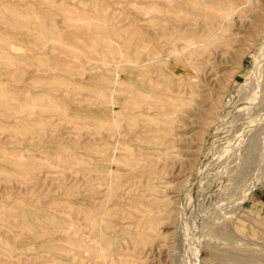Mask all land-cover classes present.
Wrapping results in <instances>:
<instances>
[{
	"label": "rangeland",
	"instance_id": "1",
	"mask_svg": "<svg viewBox=\"0 0 264 264\" xmlns=\"http://www.w3.org/2000/svg\"><path fill=\"white\" fill-rule=\"evenodd\" d=\"M259 263L264 0H0V264Z\"/></svg>",
	"mask_w": 264,
	"mask_h": 264
},
{
	"label": "bare ground",
	"instance_id": "2",
	"mask_svg": "<svg viewBox=\"0 0 264 264\" xmlns=\"http://www.w3.org/2000/svg\"><path fill=\"white\" fill-rule=\"evenodd\" d=\"M156 61V60H155ZM142 66V65H141ZM143 67V66H142ZM217 253V252H216ZM231 254V253H230ZM233 254V253H232ZM249 254V253H248ZM229 254H227V255H223V254H221L219 257H221L220 259L222 260V259H224V257L225 256H228ZM234 256V255H233ZM232 255H229V257H233ZM243 258V257H242ZM248 259V258H247ZM253 259V258H252ZM225 260V259H224ZM226 261V260H225ZM256 261H259V260H256ZM260 264V263H259Z\"/></svg>",
	"mask_w": 264,
	"mask_h": 264
}]
</instances>
